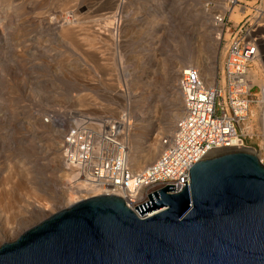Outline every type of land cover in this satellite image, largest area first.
<instances>
[{
    "label": "rangeland",
    "instance_id": "374dc122",
    "mask_svg": "<svg viewBox=\"0 0 264 264\" xmlns=\"http://www.w3.org/2000/svg\"><path fill=\"white\" fill-rule=\"evenodd\" d=\"M61 1L63 0H19V3H16L14 9L19 12L15 13L14 20L21 19V23L22 19L24 20V28L17 33L16 38L13 36L20 42L17 52L9 46L12 45V34H8L9 20L0 15V125L3 135H7L4 136L5 146L0 155V169L6 170V165L11 163L10 165L18 170L15 175L29 180L28 184L35 189L39 197L51 190L49 193L54 192L56 196H52L58 201L61 200L56 182L59 172L54 168L55 163L50 157L58 151L63 134L74 117L98 122L105 117H118L119 111H122V114L130 116L132 123L143 110L145 119L149 120V117L155 114L165 131L171 112L179 113L182 108L181 97L179 98L176 92L173 97L167 95L171 84L167 79L170 66L175 61L189 64V55L194 52L199 36L203 35L202 40L206 44L204 34L211 31L208 36L218 38L219 42L215 75L217 77L223 65L225 40L228 38V32L222 31L220 23L216 25L218 11H222L221 2L224 0H97L96 6L99 10L92 15L82 13L74 17L71 12L62 13L71 25L78 22L83 26H90L95 31L94 34L101 38L102 42L93 53L99 63H102V68H96L94 62L86 61L80 50L64 42L57 33L41 30V25L35 20L36 13L58 12ZM225 1L229 6L230 0ZM236 7L239 13L236 20L231 18L229 11H223L226 19L230 20L229 23H237L244 13L251 12L248 9L243 13L242 10L240 12L239 6ZM172 16L175 17L176 23L173 28L168 24ZM103 19L109 20V31L101 28L100 22ZM14 20L10 21L15 22ZM115 20H119V28L112 37L110 30H113ZM258 34L264 35V28L259 30ZM107 38L111 39L107 42L110 45L108 47L104 42ZM260 54L264 55V45ZM260 62L264 66V57L260 58ZM110 65H113L114 71ZM84 70L94 73L90 72L88 79L83 75ZM177 80L172 84L176 85ZM113 83L118 87L117 92L111 91L110 85ZM83 94L91 96V102L88 100L89 104L84 106L75 105V99ZM8 98L11 100L8 101ZM173 98L176 99L175 103H178L176 107L172 106ZM259 108L252 106L250 110L256 109L257 112ZM178 119L179 116L173 119L170 130L174 129ZM254 121L247 119L240 129L246 134L248 142L257 144L264 126ZM16 123L17 125H14ZM246 125L251 128H246ZM151 128L155 127L145 122V139L141 141L155 134ZM170 130L165 131L160 139L169 135ZM132 133L130 128L124 137L128 147L132 143ZM2 156H5V159ZM18 156L28 157L26 175L22 173L25 178L20 176L22 174L19 172V166L23 160H18ZM60 164L65 167L61 154ZM5 174L6 171H3L0 175L1 181ZM96 193L92 192L85 197L95 196ZM52 196L47 199L52 200ZM82 199L84 198H79ZM35 204L30 198L28 208L33 210ZM16 210L13 224L17 228L10 236L15 238L8 242L14 241L24 231L48 217H34L29 211L25 213L24 208H20L19 213ZM21 230L24 231L20 233Z\"/></svg>",
    "mask_w": 264,
    "mask_h": 264
},
{
    "label": "water",
    "instance_id": "95a60500",
    "mask_svg": "<svg viewBox=\"0 0 264 264\" xmlns=\"http://www.w3.org/2000/svg\"><path fill=\"white\" fill-rule=\"evenodd\" d=\"M148 194L138 217L115 195L56 211L0 246V264H264V165L246 151L195 162L189 187Z\"/></svg>",
    "mask_w": 264,
    "mask_h": 264
},
{
    "label": "built area",
    "instance_id": "2783aa9c",
    "mask_svg": "<svg viewBox=\"0 0 264 264\" xmlns=\"http://www.w3.org/2000/svg\"><path fill=\"white\" fill-rule=\"evenodd\" d=\"M236 0L244 13L237 23H229L225 14L220 23L228 32L225 56L220 74L208 85L197 67L180 71L177 87L182 98V115L173 132L160 139L161 150L146 168L134 171L129 163L128 146L124 137L130 130L121 123V116L105 117L98 122L74 117L65 130L61 143V157L65 167L77 172V179L92 184L95 195H115L138 217L134 207L149 201L148 194L174 185L168 193H177L189 187V169L195 162L213 150L235 149L243 151L253 145L240 129L248 119L250 108L264 104V84L256 83L255 62L264 55V0ZM258 3V4H256ZM230 10L227 9L226 12ZM264 165V156L257 157ZM162 208H160L161 210ZM159 210V211H160Z\"/></svg>",
    "mask_w": 264,
    "mask_h": 264
},
{
    "label": "bare ground",
    "instance_id": "6f19581e",
    "mask_svg": "<svg viewBox=\"0 0 264 264\" xmlns=\"http://www.w3.org/2000/svg\"><path fill=\"white\" fill-rule=\"evenodd\" d=\"M230 1H232L234 3L236 2V0H230ZM97 2H98L97 0L96 1L95 0H81V1H79V0H63L59 3V7H58L59 11L58 12H55L54 14H49L45 11L40 12V13H36L35 20L38 22V24L41 25L40 26L41 30L46 31L47 33H51V32L57 33L59 35V37L64 42H67L70 45H72L74 48H77L78 50H80L84 54L86 61L92 62V63L94 62L96 68H102V65H101L102 63L101 64L99 63V60L95 57V53H93V51H95V49H98V47H99L98 44H100L102 42L101 38L98 35L94 34L95 31L90 26H85V25L83 26V25L79 24L78 22L74 23L76 25H71V23L69 21H67V19L62 14L63 12H71L74 15V17L80 16L82 13L86 14V15H92L99 10L96 6ZM16 3H19V0H0V15L2 14L1 15L2 17H5L6 19L9 20L8 24H10V31H8V34L9 33L12 34V36L9 34L11 36L10 40L12 41V45H9V46H11L10 47L11 50L17 52L19 50L18 48L20 47V45H19L20 42L18 43L17 39H15V38H16L17 33L22 28H24V24H23L24 20L22 19V23H21V19L19 21L14 20L16 18L15 13L19 12L18 10L14 9L16 7ZM113 4H115V3H113ZM221 5H222V8H221L222 11H218L219 13H218V16L216 19L217 21L221 20V17L223 15V11H225L227 9L230 10V16L232 19H234V20L238 19L239 13H238V8L236 6H232L230 8V6H228L227 1H225V0L221 2ZM8 8L9 9L13 8V9L7 10ZM10 20H14L15 22H13V21L11 22ZM174 22H175V17H173V16L170 17L169 21H168V24L170 25V27L173 28L175 26L176 23H174ZM100 24L102 25L101 28L102 27L104 28V31H109L108 28L110 26V22L108 19H105V20L103 19V21L101 20ZM209 26H206V28ZM113 27H114L113 30H110L112 37H114L116 35L115 31L116 32L118 31L119 20L114 21ZM112 31H113V33H112ZM210 33H211V31L207 32L206 35L204 34L206 44H204L205 42L202 40L203 35L199 36L194 52H192L189 55V59H190L188 62L189 64H180L178 61H175V62H173V64L168 69L167 79H168L169 83L171 82V84H169L170 87L168 88L169 92L167 93V95L169 97H171V96L173 97L174 92L177 93V96H179V98L181 97L180 92H179L178 87H177V84L176 85L172 84V82L175 81L176 79H178L180 71L187 68V67H190V66L197 67L200 70L203 77L205 78L208 85H211L214 82L215 75H216V64L218 61L217 60L218 59V52L217 51H218L219 42H218V38H215V37L212 38V37L208 36V34L210 35ZM14 35H15V38L13 37ZM163 35H165V33H163ZM167 35H168V33H167ZM110 40H111L110 38H107L104 41V42H106L107 47L110 46L109 43H107ZM5 41L7 42V38L5 39ZM8 41H9V38H8ZM3 44L5 45V43H3ZM113 65L112 66L110 65V66H111V69L114 71ZM255 66H256V70L254 73L255 81H256V83L263 85L264 84V66L261 64L259 59L255 62ZM96 68H95V71H96ZM90 72H93V71L84 70L83 71L84 77L89 79L90 74H91ZM111 75H113V74H111ZM110 87L112 88L111 91H116V92L118 91V87H117L116 83L111 84ZM90 99H91V96L88 97L87 95L83 94V95L78 96L74 102H75V105H77V106H84V105L89 104L88 100H90ZM10 100L11 99L8 98V101H10ZM175 101H176V99L173 98V105L172 106L176 107V105L178 103L176 104ZM89 102H91V100ZM181 104H182V98H181ZM258 108L259 109H257L258 110L257 112H256V109H254L255 112H254V110H250L248 119L251 121L256 120L257 123H260L262 126H264V104L258 106ZM143 112H144L143 110L141 111V113L139 112L140 114L137 116V119H135L136 121L138 120L137 122L133 120L131 125L130 124L127 125V126H130L131 130H133L132 137H131L132 143L128 147V151H129V158L128 159H129V163L131 165V168L134 171L143 170L144 168H146L149 164H151L156 159V156L159 154L161 147H162L160 144V136L163 135V133L165 131L169 132V130L172 126V123L174 121L173 119L176 116H179V118H180L182 113H183L182 108H181V112H179V113H172L173 112L172 111L171 115H170L171 118L168 122V125H166L167 129L164 131V126H162V127L160 126L159 121L157 120L155 114H152V116L149 117L150 119L148 120V119H145ZM119 115L121 116V122L124 123V125H126L127 119L124 118L122 111H119ZM128 118L130 119V116H128ZM145 122H147V123L149 122L150 126L155 127V128L150 129L151 131L153 130L155 132V134L152 135V137L147 138V140L141 141V139H145V138H143L145 135L144 131L146 130L145 129ZM248 122H250V121H248ZM254 122H252V123L254 124ZM4 123H6V122H4ZM17 123L14 125H17ZM11 125L14 126L13 124H11ZM245 127L251 128V126L247 127V125ZM172 132H173V130L171 129L170 133H172ZM262 134H263L262 137L264 139V129H263ZM4 136H7V135L6 134L3 135L2 127L0 125V155H1V151H2L3 146H5V145H3L4 139H6ZM124 140H126V139H124ZM12 145H14V144H12ZM261 146L262 145L259 143V145H253L252 147L244 149L243 151L249 152V153L255 155L256 157L264 156V151H261V149H262ZM27 149H29V148H27ZM59 150L61 151L60 145L58 146V151H55L54 153H52V156L50 157V159L53 160V162L55 163L54 168L56 169V171L59 172V174L57 176L58 179L56 180V182L59 186V194L61 196L60 201L53 198L52 195L54 194V192L49 193V192H51V190L48 192L45 190L47 193H44V195L42 197L41 196L39 197V195H37L35 193V189H33L31 187V185H29L30 184L29 180L27 181L25 178L26 176L25 177L23 176V174H25L26 170L28 169L27 168L28 166H26L28 163V160H27L28 157L27 158L22 157V156L16 157L18 160H23L22 162L20 161L21 165L19 166L20 167L19 172L21 171L20 173L21 174L23 173V174L20 175L18 172V175L23 176V178H25V180L22 179V177L15 175V171L17 169L15 170V166L12 167L10 165L11 163H8L6 165L7 166L6 170L1 171L2 168L0 169V175L3 173V171H6V174L4 175L5 178L3 177L4 179L2 181L0 179V244L6 243L9 240H11L12 238H15V237H12V238L10 237L13 232L15 233V230L17 228L13 224L14 215H15L14 210H16L15 208L18 209V210H16L17 213H19L18 211H20V208H22V209L24 208L25 213L29 211L30 215L37 217V218L42 217V216H50L51 214H53L54 211H59L61 209H64V208L70 206L71 204L77 202L79 200V198L85 199V198H87V197H85L86 195L89 196V194H91L92 192L94 193L97 191L92 186L91 183L86 182V181H77L78 180L77 179V172H75L74 170H69L68 167L61 166V164H60L61 152ZM232 151H236V150L233 148L213 150L208 154L207 157L218 155V154L225 153V152H232ZM47 153L48 152H46V154ZM4 162H6V161H4ZM0 178H2V177L0 176ZM51 196H52V200L50 199V201H49L48 199ZM90 196H92V195H90ZM30 198L33 199V201H35V203H36L35 208L33 210H30L28 208V203H29ZM159 210L160 209H155L151 212L147 211L145 213V215L150 216V215L158 212ZM23 231L24 230H21L20 233H22Z\"/></svg>",
    "mask_w": 264,
    "mask_h": 264
}]
</instances>
